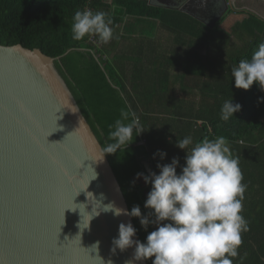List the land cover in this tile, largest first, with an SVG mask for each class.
Wrapping results in <instances>:
<instances>
[{"label": "trees", "instance_id": "16d2710c", "mask_svg": "<svg viewBox=\"0 0 264 264\" xmlns=\"http://www.w3.org/2000/svg\"><path fill=\"white\" fill-rule=\"evenodd\" d=\"M85 7L110 12L119 39L110 45L98 44L96 38L73 40L72 17ZM225 18L209 27L187 12L153 6L148 0H0V43L39 48L56 58L57 68L103 145L110 143L109 126L121 109L139 116L145 131L127 148L108 156L130 209L139 205L142 215L148 212L144 203L151 184L140 182L137 173L159 174L158 163L179 157V174L186 152L176 146L177 140L188 135L194 142L226 137L240 158L247 184L242 214L249 231L242 234L234 264H241L240 257L242 264H264V102H258L264 90L255 83L248 90L237 89L231 75L241 59L251 58L264 37L256 34L261 22L253 15V24L239 22L234 28L244 44H233V33L220 27ZM159 29L170 33V38L159 34ZM121 40L126 41L124 52H116ZM131 60L134 67L128 68ZM177 67L184 70L173 75ZM179 82L182 87H176ZM231 98L242 107L225 122L220 110ZM157 150L167 156L154 158ZM134 220L145 242L156 225L145 230L139 218Z\"/></svg>", "mask_w": 264, "mask_h": 264}, {"label": "water", "instance_id": "95a60500", "mask_svg": "<svg viewBox=\"0 0 264 264\" xmlns=\"http://www.w3.org/2000/svg\"><path fill=\"white\" fill-rule=\"evenodd\" d=\"M148 2L211 27L235 9L232 0ZM97 142L103 145L56 58L0 43V264H125L132 258L134 247L111 251L120 223L137 227L134 217L115 215L116 208L131 209ZM134 239L141 241L138 230Z\"/></svg>", "mask_w": 264, "mask_h": 264}, {"label": "clouds", "instance_id": "9594fccd", "mask_svg": "<svg viewBox=\"0 0 264 264\" xmlns=\"http://www.w3.org/2000/svg\"><path fill=\"white\" fill-rule=\"evenodd\" d=\"M71 32L75 41L96 38L101 45L119 39L112 14L87 7L74 12ZM231 75L237 89L248 90L255 83L264 90V43L258 45L250 59H241L231 69ZM258 102H264V97L258 98ZM241 107L232 98L225 100L220 118L229 121ZM109 128L110 143L97 142L102 159L106 154L127 148L135 136L145 131L139 116L130 109H121L120 117ZM176 146L186 152L185 165L179 174V157H173L167 164L158 163L159 174L151 171L148 175L136 174L137 179L142 177L145 184H151L144 203L147 214L142 215L139 205H134L131 211L119 208L114 211L117 216L139 218L145 230L154 224L155 230L141 242L134 239L137 229L131 221L122 222L118 236L112 240L111 251L115 254L117 249L123 252L134 247L132 258L125 264L153 257L152 264H234L240 256L242 234L249 231V222L242 214L247 184L243 183L240 158L234 155L224 136L194 142L188 135L177 140ZM157 155L163 160L167 153L157 150L154 158ZM132 184L135 185V180ZM93 247L97 249L98 242ZM243 259L240 257L241 264ZM108 264L112 262L109 260Z\"/></svg>", "mask_w": 264, "mask_h": 264}, {"label": "crops", "instance_id": "0c3cea01", "mask_svg": "<svg viewBox=\"0 0 264 264\" xmlns=\"http://www.w3.org/2000/svg\"><path fill=\"white\" fill-rule=\"evenodd\" d=\"M235 1L236 0H232L233 4L235 3ZM244 1L245 2L246 1H249L250 2L249 4L246 5L245 10H237L238 9L237 8V9H234V12L233 11H230V13H228L226 15V18L220 24V27H222L223 29L227 30L228 32L233 33L232 34V37H231V42L233 44L236 43V39L240 41V42H237V44H241V43L244 44V42L241 41V39L239 38V36L236 33H234V28L237 25V23H239V22L249 21L248 24H253V23H250L251 22L250 21V19H251L250 17L253 16V15L256 16L258 18V20L261 22L260 27L257 30H259V32L261 31L262 34H259V32H258V34L257 33L256 34L259 37H264V0H244ZM202 23H204V22H202ZM224 23L226 24L227 27L226 26L224 27L222 25ZM206 25L209 26L208 24H206ZM209 27H211V26H209ZM158 32H159V34H162L163 36L165 34V37L166 38H168V37L170 38V36H171V34L170 33H166L164 31V29H159ZM125 42L126 41H124V40H121L120 41L118 47L116 48V52H118V51L120 52V50L122 52H124L123 49L125 48ZM201 53L204 54L205 51H201ZM129 67L130 68H133L134 67V60H131V61L128 62V68ZM183 70L184 69L183 68H180V67L174 68V69H172V74L173 75H178L181 72H183ZM176 87H182L181 83L179 82L176 85ZM146 165L149 167L150 166V163L147 162Z\"/></svg>", "mask_w": 264, "mask_h": 264}, {"label": "flooded vegetation", "instance_id": "af4514ba", "mask_svg": "<svg viewBox=\"0 0 264 264\" xmlns=\"http://www.w3.org/2000/svg\"><path fill=\"white\" fill-rule=\"evenodd\" d=\"M249 3H250L249 1H246V2H245L244 0H238V1L236 0L235 3H234V7H235V9L238 8L237 10H245L246 5L249 4ZM230 11H232V10H229V11L227 12V14L230 13ZM227 14H226V15H227ZM226 15H225V16H226ZM210 20H211V19H210Z\"/></svg>", "mask_w": 264, "mask_h": 264}, {"label": "rangeland", "instance_id": "374dc122", "mask_svg": "<svg viewBox=\"0 0 264 264\" xmlns=\"http://www.w3.org/2000/svg\"><path fill=\"white\" fill-rule=\"evenodd\" d=\"M224 27L226 26V24L224 23V24H222ZM227 27V26H226ZM258 32H259V30H256V33L258 34ZM259 34H262V32L260 31L259 32ZM165 38V37H164ZM237 42H240L239 40H237L236 39V43L235 44H237ZM108 45H110L109 43H108ZM109 47H111V46H109ZM139 181L140 182H142V183H144L145 184V182H144V180H143V178L141 177V178H139Z\"/></svg>", "mask_w": 264, "mask_h": 264}]
</instances>
